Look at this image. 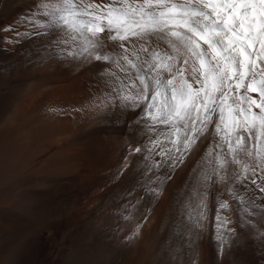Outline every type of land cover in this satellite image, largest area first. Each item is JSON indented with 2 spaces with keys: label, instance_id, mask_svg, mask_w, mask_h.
Wrapping results in <instances>:
<instances>
[{
  "label": "bare ground",
  "instance_id": "bare-ground-1",
  "mask_svg": "<svg viewBox=\"0 0 264 264\" xmlns=\"http://www.w3.org/2000/svg\"><path fill=\"white\" fill-rule=\"evenodd\" d=\"M35 2L0 0V264H264V244L241 231L245 217L222 188L209 186L202 227L184 215L189 184L201 187L198 153L144 174L130 151L146 143L132 114L117 120L96 107L111 90L103 62L54 55L59 36L6 30L47 32L24 22ZM157 186L159 198L146 191ZM217 214L238 246L220 251Z\"/></svg>",
  "mask_w": 264,
  "mask_h": 264
},
{
  "label": "snow or ice",
  "instance_id": "snow-or-ice-1",
  "mask_svg": "<svg viewBox=\"0 0 264 264\" xmlns=\"http://www.w3.org/2000/svg\"><path fill=\"white\" fill-rule=\"evenodd\" d=\"M24 22L47 32L6 30L59 36L54 55L103 62L111 90L96 107L117 120L132 114L146 143L130 151L141 154L145 175L175 171L199 154L201 187L189 184L184 213L196 227L206 219L209 186L222 188L245 217L241 231L264 244V0H36ZM146 191L159 198L164 189ZM216 218L220 251L238 246L231 221Z\"/></svg>",
  "mask_w": 264,
  "mask_h": 264
}]
</instances>
